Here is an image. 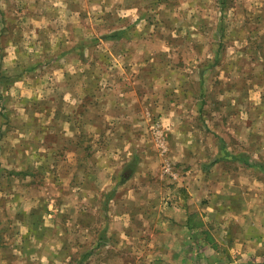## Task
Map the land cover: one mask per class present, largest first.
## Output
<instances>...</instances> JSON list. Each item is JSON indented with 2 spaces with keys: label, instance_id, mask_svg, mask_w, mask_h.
<instances>
[{
  "label": "rangeland",
  "instance_id": "1",
  "mask_svg": "<svg viewBox=\"0 0 264 264\" xmlns=\"http://www.w3.org/2000/svg\"><path fill=\"white\" fill-rule=\"evenodd\" d=\"M20 1L33 19L17 29L10 14L0 37V59L23 63L15 70L27 90L0 98V264H101L112 221L156 218L190 198L198 205L192 186L225 170V186L263 217L264 167L222 158L231 151L264 165V0ZM124 14L136 18L132 36L109 39L131 21ZM81 30L90 40L82 57L64 53ZM79 92L87 109L70 118L75 130L63 111ZM48 147L49 168L9 173L8 160L21 169L31 148ZM185 187L187 199L178 196ZM26 220H37V242L20 240Z\"/></svg>",
  "mask_w": 264,
  "mask_h": 264
},
{
  "label": "crops",
  "instance_id": "2",
  "mask_svg": "<svg viewBox=\"0 0 264 264\" xmlns=\"http://www.w3.org/2000/svg\"><path fill=\"white\" fill-rule=\"evenodd\" d=\"M37 1L39 2L40 0ZM93 1L97 2L96 7L101 8L108 2L106 0H90V2ZM20 2V0H0V37L4 36L8 31L4 26L10 14H14L17 29L23 18L33 19L32 14L21 9ZM139 2L135 0V3L126 2L121 5L130 7L131 5H137ZM69 5L67 8L72 11ZM128 7L127 9H129ZM86 10V7H84V10H79V15L77 16L79 26H81L80 24H83L85 27L87 25ZM120 17L121 21H131L126 23L125 27L114 29L109 39L120 38L121 40H125L132 36L133 32L131 29L136 18L125 14ZM116 18L119 19L118 16ZM86 36V32H83V30L79 31L78 38L70 46L64 47L63 52L66 54L72 53V57L77 54V58H79L81 56L80 53L85 52V46L90 41L89 37ZM0 46L3 48L6 45L1 43ZM80 59L82 60V58ZM18 66L22 69L25 68L23 63L17 59L13 62L0 59V98L15 92L16 94L27 92L23 86L25 77L23 75L18 76L16 73L15 67ZM27 68L33 71L37 66L36 64H32ZM69 81L66 78L63 79L65 87L69 85ZM67 93L71 94L72 90H68ZM86 96V92H79V95L73 94L71 99L74 100V103L68 101L66 111H63L66 121L70 124V129L74 128L76 130L75 124L72 123L70 118L72 116H79L81 112H85L87 109V107H84L86 106ZM80 100H83L84 103H80L78 107L77 102H80ZM53 115V118L57 116L56 111ZM2 119L0 112V121ZM70 140H72L71 137ZM223 144L225 145V143ZM31 149H35V151L31 150L33 152L31 161L26 167L19 169L17 167L18 161L17 163L13 160L6 162L7 169L10 170L9 173L13 174L15 171L18 178H23V176L30 174L27 170L30 167L32 168L31 165L33 163H37V166H40L39 168L47 164L49 168V163L54 160V154L51 155L53 149L48 147L47 155L41 153L37 148ZM222 159L229 164L237 161V166L243 170L254 165H262L264 167L263 161L260 158L251 159L246 156L233 155L231 151L226 153ZM218 160H221L220 157ZM9 162L11 166L8 167ZM242 164L245 168L242 167ZM36 170L35 172H37ZM228 175L229 172L226 170L219 173L214 179L207 175L205 177L206 180L203 181L204 184L198 185L197 183L192 186L191 192L195 193V190H198L200 200L198 205L190 198V201H188L190 205L176 201L178 204H172L171 207L167 206L162 215H154L156 218L146 216L142 222L139 219L137 222L133 221V223L130 220L112 221L110 223V231H107L106 236L101 240L103 247L106 244L112 248L111 255L101 257L98 262H101V264H227L232 261L264 262V215L263 217L254 215L255 212L251 211L247 207L248 205L243 202L244 193L238 187L232 188L229 184L225 186ZM2 177L0 175V180ZM219 178L222 180H218ZM209 179H212L210 180L211 182H209ZM2 181H5V179H2ZM181 193H178V196L185 197L186 199L190 196L187 187ZM47 206L49 207V203ZM31 210L30 212L28 211V214H34V211ZM35 211L41 212L40 209L39 211ZM44 211L47 212V209ZM55 213L48 214L49 216H53V214L55 216ZM150 217L151 220L149 219ZM24 222L27 223V232L25 234L20 233V240L24 238L26 242L30 243H33V240L37 242L36 239L40 240L42 230L37 224V220H32L29 223L28 220ZM44 226L42 224L41 227ZM15 233L17 234L18 231L16 230ZM91 255L89 254L86 259L88 260Z\"/></svg>",
  "mask_w": 264,
  "mask_h": 264
},
{
  "label": "water",
  "instance_id": "3",
  "mask_svg": "<svg viewBox=\"0 0 264 264\" xmlns=\"http://www.w3.org/2000/svg\"><path fill=\"white\" fill-rule=\"evenodd\" d=\"M228 264H264V262H257V261L236 262V261H234V262H230Z\"/></svg>",
  "mask_w": 264,
  "mask_h": 264
},
{
  "label": "trees",
  "instance_id": "4",
  "mask_svg": "<svg viewBox=\"0 0 264 264\" xmlns=\"http://www.w3.org/2000/svg\"><path fill=\"white\" fill-rule=\"evenodd\" d=\"M124 179H125V177H124Z\"/></svg>",
  "mask_w": 264,
  "mask_h": 264
}]
</instances>
